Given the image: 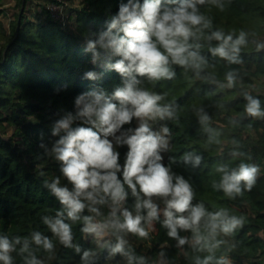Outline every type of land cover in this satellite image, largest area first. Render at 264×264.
<instances>
[{
	"label": "clouds",
	"instance_id": "obj_1",
	"mask_svg": "<svg viewBox=\"0 0 264 264\" xmlns=\"http://www.w3.org/2000/svg\"><path fill=\"white\" fill-rule=\"evenodd\" d=\"M206 4L221 11L225 6L224 0H127L119 4L103 30L89 34L85 51L91 52L92 63L103 52L108 60L105 66L119 74L121 86L111 94L103 88L78 94L75 111L54 121L51 135L58 139L50 147L41 142L44 151L38 158L59 164L61 175L43 183L60 207L40 216L43 229H33L25 236L0 234V264H16L17 257L20 264H45L43 254L48 260L55 259L58 245L78 254L80 264H97L104 250L108 259L119 255L127 264H148V257L136 255L130 238L148 240L157 222L177 249L188 246L197 253L194 264H233L229 254L238 245L227 238L245 227L246 216L228 207L209 210L203 202L193 203L196 192L191 180L173 171L172 163L177 161L164 163L162 153L169 148L170 128L166 123L154 128L174 118L173 107L161 103L166 94L142 86L145 80L174 79V66L199 76L209 66L202 54L205 47L211 56L229 64L241 62L249 33L214 29L212 19L200 10ZM256 47L264 50V43ZM101 76L87 71L84 78L96 81ZM225 80L222 87L234 88L236 73L228 71ZM244 100L248 117L264 118L260 98L245 92ZM196 115L201 124L210 119L203 108ZM134 120L135 127H124ZM213 142L218 143L210 136L208 143ZM124 146L127 151L121 163L118 149ZM202 159L195 152L180 157L193 169ZM260 171L259 165L244 160L232 168L218 165L220 178L211 187L236 200L252 191ZM129 194L134 198L131 207L127 206ZM77 226L82 238L91 237L96 248L82 247L74 232ZM160 256H165L163 249Z\"/></svg>",
	"mask_w": 264,
	"mask_h": 264
},
{
	"label": "trees",
	"instance_id": "obj_2",
	"mask_svg": "<svg viewBox=\"0 0 264 264\" xmlns=\"http://www.w3.org/2000/svg\"><path fill=\"white\" fill-rule=\"evenodd\" d=\"M78 2L77 7L69 9L66 19L59 20L45 3L37 4L39 10L35 7L29 13L32 0H17L18 11L9 21L13 32H8L1 18L6 14L0 0V234L25 236L33 229H43L40 216L60 207L43 182L61 173L54 159L38 158L44 151L40 143L50 147L58 139L51 135L52 124L67 112L75 111L74 99L78 94L91 88H103L111 94L116 86H121L119 74L105 66L106 55L101 52V58L93 64L92 54L85 48L89 34L103 30L118 12L119 4L127 0ZM224 5L223 11L211 4L200 6V10L212 19L214 29L249 33L240 63L229 64L213 57L205 47L202 54L209 66L199 76L174 66V79L155 83L145 80L142 86L166 94L161 103L171 104L175 113L172 120L154 125L158 129L166 123L171 131L169 148L162 153L164 163L177 161L172 163L173 171L191 180L196 192L193 203L203 202L209 210L228 207L235 214L246 216L245 227L227 238L238 245L230 258L235 264H264V118L244 113L245 92L260 98L264 108V94L256 92V88L264 86V50L258 51L256 47L257 43H264V0H224ZM68 20H73L74 29L65 28ZM230 70L237 75L232 89L222 87ZM87 71L102 74L101 79H85ZM199 108L210 117L206 124H201L196 115ZM129 126L135 127L136 121L124 127ZM210 136L218 143L209 144ZM118 150L123 163L127 147ZM185 152L201 155V165L195 169L184 165L180 157ZM233 152L243 155L233 157ZM249 156L251 161L247 160ZM241 160L259 165L260 175L251 192L229 200L211 187L220 178L216 167H236ZM133 201L129 194L127 206L131 207ZM102 211L106 214L108 209ZM74 232L83 248H96L85 243L79 226ZM130 243L136 255L148 257V264L157 260L163 264H194L193 257L197 255L188 246L177 249L158 222L148 240L131 237ZM162 249L164 257L160 256ZM43 255L45 264H80L78 254L59 245L55 259L48 260ZM107 257V251H102L97 264H127L119 255ZM16 264H20L19 257Z\"/></svg>",
	"mask_w": 264,
	"mask_h": 264
},
{
	"label": "rangeland",
	"instance_id": "obj_3",
	"mask_svg": "<svg viewBox=\"0 0 264 264\" xmlns=\"http://www.w3.org/2000/svg\"><path fill=\"white\" fill-rule=\"evenodd\" d=\"M59 3H55V2H51L50 0H32V5L30 10L28 11L29 13L32 12L34 10V8L36 7L37 10H39L38 5L37 4H41V5H45L48 6V8L50 9L52 15L59 19V20H63L66 19V15L67 12L69 11V9L71 8V10H73V8L78 6V0H58ZM1 4H2V8L4 9V13L6 14L5 16L2 15V19L5 23V27L7 28L8 32H13V25L10 24V20H13L15 17V13L18 11V7H17V0H1ZM73 20H68L65 28H73V24H72ZM256 92H260L262 94H264V86H260L258 88H256ZM7 134H10V131H7ZM110 237H106V239H109ZM85 243L88 246L91 247H97L95 241L92 240L91 237H89L88 239H84ZM243 261V260H242ZM155 264H163L161 263L159 260L156 261ZM233 264H235V261H233Z\"/></svg>",
	"mask_w": 264,
	"mask_h": 264
}]
</instances>
